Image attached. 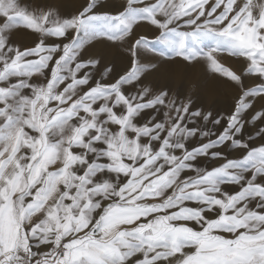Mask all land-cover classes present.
<instances>
[{
  "label": "snow or ice",
  "instance_id": "6c2138e0",
  "mask_svg": "<svg viewBox=\"0 0 264 264\" xmlns=\"http://www.w3.org/2000/svg\"><path fill=\"white\" fill-rule=\"evenodd\" d=\"M208 2L126 0L109 14L91 0L60 19L0 0V264H264V146L238 138L245 97L264 85L221 116L148 79L164 63L204 59L243 87L216 53L245 57L264 78V3L215 0L206 13ZM142 21L159 36L129 42L123 74L97 79L102 62L87 48L124 42ZM21 26L38 33L23 51L8 38ZM145 110L163 120L142 122ZM222 120L216 139L201 131L207 142L189 146ZM228 149L247 151L228 159ZM209 156L225 162L194 163Z\"/></svg>",
  "mask_w": 264,
  "mask_h": 264
},
{
  "label": "rangeland",
  "instance_id": "374dc122",
  "mask_svg": "<svg viewBox=\"0 0 264 264\" xmlns=\"http://www.w3.org/2000/svg\"><path fill=\"white\" fill-rule=\"evenodd\" d=\"M18 2L22 7L35 14L51 11L58 18L64 19L78 15L91 0H18ZM158 2L159 0H145V3ZM237 2L240 3L241 0H237ZM96 3L100 13L118 14L122 11L121 6L126 3V0H96ZM168 3L178 6L181 0H168ZM214 3L215 0H209L208 4L205 5L206 13ZM253 3H264V0H253ZM258 12V9L254 10V16H258ZM37 36L38 33L21 26L8 34L9 46L19 48L22 51L29 49L34 47L38 42ZM141 36L155 40L159 36V31L148 22L142 21L133 27L132 35L126 38L124 42H112L105 38L93 41L91 46L87 48L86 58L97 59L102 62L96 65V68L100 72H94L93 75L97 79H100V74L103 73L106 79L110 75V73H107V69H114L123 74V70L128 67L127 56L129 53L127 45ZM203 39L206 44L209 43L207 38ZM153 55L150 52L145 53L146 57H152ZM215 55L223 67L241 76L243 87L237 85L235 81L230 80L227 76L213 71L210 64L204 59H199L191 64L179 59L164 63L160 66L159 71L149 76L148 79L155 86L169 89L171 94L179 99L191 97L204 111H211L214 115L226 116L228 113L234 111L235 105L244 96V92L264 85V78L256 74H248L247 69L250 62L245 57H236L228 53H216ZM156 59L158 60L159 58L156 57ZM77 75L79 78L81 74L78 73ZM32 80L43 82L44 77L40 74H34ZM138 91L139 89L125 86L126 94L129 92L136 94ZM245 101L250 102L252 106L244 113V128L238 138L248 143L249 148L264 146V131H262L264 130V117L254 119L259 113L264 112V94L245 97ZM153 114H155L154 110H145L143 114L144 121L142 122H147ZM155 115L156 122L163 120L162 113ZM192 126L189 125V127ZM222 126H224L223 120L221 121V125L217 126H213L210 123L202 125L197 131L196 137L190 140L189 146L198 147L202 142H207L209 138L216 139L223 131ZM209 129L215 135L205 138L203 141L197 139L201 131ZM246 151L228 149L227 158H241L242 155L246 154ZM223 162H225L223 159H215L209 156L198 158L194 163L198 167L211 170L214 167L220 166Z\"/></svg>",
  "mask_w": 264,
  "mask_h": 264
}]
</instances>
